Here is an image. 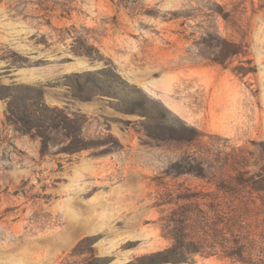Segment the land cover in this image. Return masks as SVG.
I'll use <instances>...</instances> for the list:
<instances>
[{
	"label": "rangeland",
	"instance_id": "1",
	"mask_svg": "<svg viewBox=\"0 0 264 264\" xmlns=\"http://www.w3.org/2000/svg\"><path fill=\"white\" fill-rule=\"evenodd\" d=\"M0 96V264H264V0H0Z\"/></svg>",
	"mask_w": 264,
	"mask_h": 264
},
{
	"label": "trees",
	"instance_id": "2",
	"mask_svg": "<svg viewBox=\"0 0 264 264\" xmlns=\"http://www.w3.org/2000/svg\"><path fill=\"white\" fill-rule=\"evenodd\" d=\"M236 54L237 52H232L229 56ZM0 98L5 100L4 97L0 96ZM13 99L15 98H8L6 119L24 135L38 138L41 142V154H44L48 149L54 136H59L62 139L61 144L64 146L60 153L68 156L102 146L98 142L82 137V129L86 123L84 116L76 114L69 117L62 109L47 106L40 95L28 101L30 102L29 107H22L16 99ZM187 129L190 135L186 137V141H191L194 130Z\"/></svg>",
	"mask_w": 264,
	"mask_h": 264
}]
</instances>
